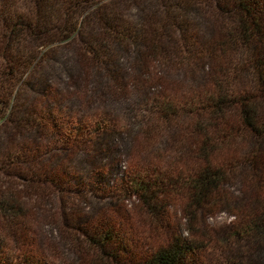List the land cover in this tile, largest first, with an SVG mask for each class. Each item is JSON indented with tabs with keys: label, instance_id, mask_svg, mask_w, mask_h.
<instances>
[{
	"label": "rangeland",
	"instance_id": "rangeland-1",
	"mask_svg": "<svg viewBox=\"0 0 264 264\" xmlns=\"http://www.w3.org/2000/svg\"><path fill=\"white\" fill-rule=\"evenodd\" d=\"M200 1L91 0L87 10L78 9L70 18L76 31H68L67 39L44 46L25 35L15 46L16 56L25 60L36 54V59L20 82L11 86L14 103L0 120V159L15 147L33 153L29 162L13 170L15 176L0 171V194L11 191L24 215L13 221L14 239H6L13 256L30 249L47 264H106L86 245L83 230L107 223L125 235L130 262L180 233L206 237L207 249L213 250L206 253L204 264H243V239L232 234L237 216L217 208L199 211L189 205L184 191L171 189L164 195L168 205L161 214L151 215L134 197L123 199L117 188L134 164L153 162L175 176L191 161L177 151L193 142L187 126H159L145 103L159 95L188 99L202 88L200 78L214 62L197 61L188 72L173 45L182 37L200 44L218 35L216 26L222 20L210 1ZM15 2L18 10H26L24 0ZM185 4L186 10L179 9ZM167 8L173 24L160 17ZM102 13L133 30L131 41L117 47L103 28ZM178 23L186 32L174 28ZM156 27L163 32L156 46L164 48L161 57L147 48ZM140 37L144 44L133 45L132 38ZM2 45L0 38V72ZM91 48H99L103 57H93ZM99 119L110 122L113 129L93 133L91 124ZM59 128H79L86 143L76 148L54 146ZM57 177L67 181L61 191L46 182ZM244 193L240 188L233 195L239 210Z\"/></svg>",
	"mask_w": 264,
	"mask_h": 264
},
{
	"label": "trees",
	"instance_id": "trees-1",
	"mask_svg": "<svg viewBox=\"0 0 264 264\" xmlns=\"http://www.w3.org/2000/svg\"><path fill=\"white\" fill-rule=\"evenodd\" d=\"M24 1L26 10L23 12L17 9L14 0H0V38L3 44L0 120L6 118L14 101L11 86L20 82L36 59V54L25 60L16 56L13 53L15 46L25 35L30 36L33 43L44 46L56 39H67L68 31H76L69 25L70 18L78 9L87 10L91 0ZM208 1L222 20L220 27L219 24L216 26L218 35L198 44L191 38L184 40L181 33L180 43H173L180 64L188 72L197 61L214 62L200 78L202 88L195 89L188 99L159 95L148 98L145 103L147 113L159 126H187L188 137L193 142L188 146L181 145L182 149L177 151L186 161H191L186 164L184 172L175 176L162 172L153 162L145 166L134 164L121 177L117 188L124 193L120 194L125 195L123 199L134 197L151 215L159 214L160 209L168 205L164 195L171 189L184 191L189 205L199 211L217 208L237 216L238 225L232 234L243 239V264H264V0ZM181 7L179 9L186 10L188 5ZM170 13L167 8L160 17L173 24L176 21L170 20ZM103 16L102 13L100 21L104 27L100 25L112 34L117 47L123 41H131L133 30L129 32V27ZM174 28L186 32L182 24L178 23ZM162 37V28L151 30L150 44L147 45L149 53L161 57L164 48L156 46L162 42ZM132 41L133 45L144 44L142 37L132 38ZM91 53L97 59L103 57L99 48H91ZM91 125L95 134L113 129L110 122L101 119ZM67 131L58 129L54 139L59 142H52L54 146L76 148L86 143L79 128ZM32 154L20 147L7 151L0 159V171L15 176L13 170L29 162L31 158L27 160V157ZM46 182L58 191L67 183L59 177ZM240 188L245 191L243 210H239L233 201V195ZM112 194L109 192V196ZM23 216L22 206L15 195L11 191L1 193L0 264H47L42 256L33 255L30 249L13 256V250L7 245L6 239L15 237L13 221ZM103 224L98 223L83 233L86 245L106 264H204L206 253L213 250L207 249L204 235L184 237L174 233L165 244L130 262L126 257L128 242L125 235L114 232L107 223Z\"/></svg>",
	"mask_w": 264,
	"mask_h": 264
}]
</instances>
